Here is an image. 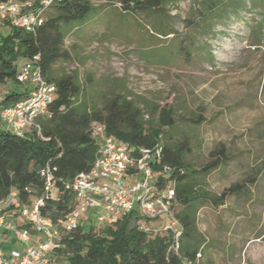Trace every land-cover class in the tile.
Masks as SVG:
<instances>
[{
	"label": "rangeland",
	"instance_id": "374dc122",
	"mask_svg": "<svg viewBox=\"0 0 264 264\" xmlns=\"http://www.w3.org/2000/svg\"><path fill=\"white\" fill-rule=\"evenodd\" d=\"M90 1L97 13L64 28L66 54L55 74L77 77L85 86L82 97L99 108L118 95L131 101L149 126L159 123L160 109L171 107L175 123L160 142L179 151L189 172L217 155L228 158L195 178L196 191L212 198L243 184L224 206L200 201L197 264H264V0H254L255 6L246 0L237 9L229 0L224 17L207 0H167L163 11L146 13ZM10 31L0 24V33ZM14 87L22 91L20 84L0 83V101ZM117 219L100 222L91 210L80 225L101 232ZM60 231L51 264L66 256L67 233Z\"/></svg>",
	"mask_w": 264,
	"mask_h": 264
},
{
	"label": "trees",
	"instance_id": "16d2710c",
	"mask_svg": "<svg viewBox=\"0 0 264 264\" xmlns=\"http://www.w3.org/2000/svg\"><path fill=\"white\" fill-rule=\"evenodd\" d=\"M117 2L124 11L160 12L167 0H106ZM207 0L211 11L220 8L218 17L226 15L224 3ZM250 1V0H249ZM254 3V0H251ZM235 9L246 0H230ZM254 6L257 4H253ZM223 7V8H221ZM52 11L49 13L48 10ZM96 7L90 0H57L43 13V21L32 32L14 27L4 35L0 33V83L15 85L21 67L20 59L38 63L48 82L54 83L57 92L50 105L51 113L40 120L42 133L32 130L19 136L0 123V205L2 200L15 190L18 194L10 210L18 216L24 205L32 202V196L43 195V181L40 171L47 164L55 167L59 193L56 197H45L42 214L57 222L65 218L76 207L77 201L69 189L68 181L80 172L88 170L96 155L97 144L90 136L89 128L95 122L104 123L107 133L133 145L153 147L160 142L166 128L174 125L171 107H163L159 112V123L149 126L142 110L131 101L120 96L106 101L99 108L82 97L85 86L77 77L56 75L54 65L65 56L63 43L65 27L84 24ZM165 29L163 30V32ZM168 35V33L166 34ZM187 47H184V49ZM190 54L189 49H185ZM23 97L15 87L0 101V110ZM163 154L156 166L161 171L163 165L171 168L170 175L160 174V179L170 180L176 188L175 212L184 226L178 249L173 246L171 233L165 232L150 236L140 229V216L130 213L119 217L100 232L95 225L78 227L66 231L65 257L59 264H197L201 256V240L197 239V214L201 200L209 199L212 205H223L224 201L243 190V184L236 183L224 189L217 198L196 191L195 178L200 173L209 174L228 158L219 155L200 171H191L180 160V153L169 144L161 143ZM224 154V150L220 151ZM31 189L32 193H29ZM180 204L182 209L176 210ZM202 249V248H201Z\"/></svg>",
	"mask_w": 264,
	"mask_h": 264
},
{
	"label": "built area",
	"instance_id": "2783aa9c",
	"mask_svg": "<svg viewBox=\"0 0 264 264\" xmlns=\"http://www.w3.org/2000/svg\"><path fill=\"white\" fill-rule=\"evenodd\" d=\"M55 1L0 0V24L10 23L32 32ZM38 60L36 57L27 61L17 74L23 97L0 110V123L19 136L32 130L42 133L40 120L50 115V105L57 92L56 85L43 75ZM89 131L97 144L95 159L88 170L66 183L65 188L74 194L77 207L65 218L54 222L41 211L45 197H56L55 192H59L55 167L49 164L40 171L43 195L21 207L18 222L8 218L17 192L13 190L2 200L0 264H51L60 229L71 231L78 227L81 220L89 219L91 210L100 222L136 212L140 216V229L150 236L171 233L173 246L178 249L184 226L175 212L174 183L160 179L161 173L170 175L171 168L167 165L161 171L156 168L163 154L161 143L151 148L133 145L108 134L101 122L93 123ZM28 191L32 193L31 189ZM9 232L18 235L22 248H5L4 235Z\"/></svg>",
	"mask_w": 264,
	"mask_h": 264
},
{
	"label": "crops",
	"instance_id": "0c3cea01",
	"mask_svg": "<svg viewBox=\"0 0 264 264\" xmlns=\"http://www.w3.org/2000/svg\"><path fill=\"white\" fill-rule=\"evenodd\" d=\"M220 206H222V205H220ZM223 206H224V204H223ZM8 218L11 220L17 221V222L19 221V217L16 216L12 211L9 212ZM17 236L18 235L14 232H9V233L4 235V238H6L5 248L7 250L14 248V247L15 248H22L23 247L22 243L20 242V240Z\"/></svg>",
	"mask_w": 264,
	"mask_h": 264
}]
</instances>
